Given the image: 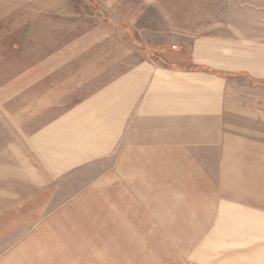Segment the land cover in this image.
Masks as SVG:
<instances>
[{
    "label": "rangeland",
    "instance_id": "1",
    "mask_svg": "<svg viewBox=\"0 0 264 264\" xmlns=\"http://www.w3.org/2000/svg\"><path fill=\"white\" fill-rule=\"evenodd\" d=\"M216 33L264 40V0H0V163L9 160L22 142L19 137L81 98L83 90L109 83L139 61L162 64L160 56L173 63V55L190 50L195 37ZM164 45H169L165 54ZM229 145L227 151H196L215 159L192 157L171 165L168 174L134 184L124 176L129 183L106 189L97 181L104 174L113 180L112 157L75 172L56 194L58 203L74 199L64 210L68 221L52 223L54 231L36 229L37 238L31 235L23 245L36 241L37 254L31 259L16 255L17 262L251 260L264 252V159L259 157L264 152H249L243 143ZM27 227L8 231L0 250L29 234Z\"/></svg>",
    "mask_w": 264,
    "mask_h": 264
},
{
    "label": "crops",
    "instance_id": "2",
    "mask_svg": "<svg viewBox=\"0 0 264 264\" xmlns=\"http://www.w3.org/2000/svg\"><path fill=\"white\" fill-rule=\"evenodd\" d=\"M184 37L177 35L183 42ZM168 46L161 52L168 53ZM188 46L172 56L174 64L160 56L162 64L139 61L109 83L83 90L81 98L19 137L22 142L9 160L0 163V238L14 229H31L5 244L0 264H22L15 257L21 254L31 259L36 241L23 244L36 237V229L53 230L52 223L68 221L64 210L74 199L58 203L56 194L71 182L69 176L88 166L113 158V180L104 174L97 181L106 189L126 184L124 176L130 184L144 182L186 159L218 157L197 154L201 149L227 151L229 144L243 143L249 152H264V40L216 33L197 36ZM190 150L194 155L187 154ZM258 254L239 264H264V252Z\"/></svg>",
    "mask_w": 264,
    "mask_h": 264
}]
</instances>
